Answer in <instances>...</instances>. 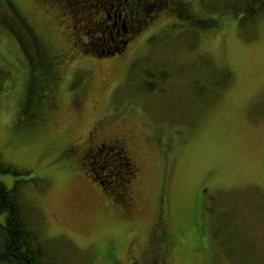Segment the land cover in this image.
<instances>
[{
  "label": "rangeland",
  "instance_id": "1",
  "mask_svg": "<svg viewBox=\"0 0 264 264\" xmlns=\"http://www.w3.org/2000/svg\"><path fill=\"white\" fill-rule=\"evenodd\" d=\"M8 1L60 63L61 80L54 91L60 108L47 110L58 119L47 117L29 134L23 133L21 113L32 83L21 49L3 30L10 21L7 16L1 19L0 11V63L12 74L6 70L11 80L0 83V155L4 162L28 172L24 179L33 183L26 184L23 192L38 208L43 236L70 247H58L62 264H110L105 251L117 255L119 264H129L123 252L128 240L134 233L142 237L157 217L165 234L181 242L171 252L169 264H229L209 236L211 214L207 210L217 193L250 195L242 204L243 214L237 211L239 236L244 238L245 228L260 233L262 225L257 223L264 216V18L253 30H243L225 7L207 10L206 5L216 0H181L197 17L215 23L214 28L205 29L192 25L190 18L174 17L178 9L169 11L171 3L167 10L160 7V0L146 4L139 0L148 16L155 10L157 15L129 40L126 56L122 54L119 66L108 75L110 60L105 58L109 56L97 61V55L83 53L77 42L87 44L88 39L81 34L73 44L71 26L83 28L90 40L87 45L96 51L118 46L131 8L132 18L140 19L138 11L129 9L130 0H94L86 2L85 8L83 0L60 2L71 11L73 22L56 5ZM96 8L111 21L104 34L96 32L94 37L90 30L96 27ZM85 16L88 20H80ZM131 60L157 75L164 71L161 80L158 76L153 80L155 89L144 91L139 79H127ZM138 72L146 80L145 71ZM197 82L200 96L207 98L194 95ZM219 87L223 91L214 95L212 90ZM95 127L98 131L92 132ZM120 131L130 138L127 156L136 166L129 183L135 198L133 216L113 202L107 189L101 190L88 179L78 156V149ZM118 152L100 151L90 154L88 161L99 175L97 158L110 159ZM0 180L9 188L14 181L6 175ZM252 221L257 223L250 226ZM148 236L147 232L143 239Z\"/></svg>",
  "mask_w": 264,
  "mask_h": 264
},
{
  "label": "trees",
  "instance_id": "2",
  "mask_svg": "<svg viewBox=\"0 0 264 264\" xmlns=\"http://www.w3.org/2000/svg\"><path fill=\"white\" fill-rule=\"evenodd\" d=\"M46 1H48L47 3L50 5H56L55 7L62 9L68 16H72L68 7L65 5V7H63V5L60 4V2H63L62 0ZM141 1L146 4L153 0ZM156 1L158 2V0H154L153 2ZM138 2L139 0H130V4L128 3L129 9L132 6L135 11H138L140 19L132 18L131 8V12L129 11L130 18L129 21H127V27H131V29L129 30L128 37L125 36L124 40L129 41L134 38L133 36L138 34L139 31L157 15V10H155V13L152 14L153 16H148L149 14L146 13L143 8L145 5H139ZM136 3L139 5V8H137L138 5H136ZM169 3H171L169 11L175 12V9H178L174 17L179 18L181 16L184 20L190 18L192 20L190 22L192 25L201 28L204 27L205 29L215 27L214 22L204 21L190 12L186 2L181 0H160L159 2L161 8L165 6L164 9L169 8ZM206 7L209 12L217 10L219 7H225V11L229 13L232 19L237 20L238 27L243 30H253L258 20L264 18V0H216L215 2L207 4ZM0 11H2L1 19L7 16L10 21L9 24L14 34L10 33L14 39L17 42L23 43L24 50L22 51L24 57L31 65L27 71V75L32 84L30 88L29 86L27 87L28 95L20 119V128L23 130V133L29 134V131L32 130L35 124L37 125L41 122L40 120L43 119L44 113L47 110L46 108L51 106V104L53 105V102H49L48 104V100L56 83L57 76L54 68H52L53 65H51L52 60L46 61L41 54V58L38 57V54L36 55V48L32 43L34 42L33 38L36 41V36L23 16H21L19 12L16 13L20 18L17 15H11L9 7L4 0H0ZM85 18L88 20L87 16L80 18V20H84ZM91 19L92 18L89 20ZM82 30L84 31L83 28ZM83 31L76 29L75 33L73 32L75 38L74 43L78 40L76 38L81 34L87 37V44L89 43V36ZM105 31L106 30H103L102 32L98 28L93 27L92 30H90V35L96 37V32L100 35L101 33L104 34ZM77 43H79V48H81V50L83 49V53L88 52L91 55H97L96 60H102L98 58L103 55V48L99 49L100 51H96L95 47L88 46L81 42ZM29 47L32 48V53H30ZM107 50L108 49L104 52L107 53ZM134 62L135 61H133L132 66L129 68L127 79H139L141 83H143L144 91H152L155 89L156 87L153 80L156 76L161 80L164 76V71L159 70L158 73H160V75H157L152 70H146V66L140 68L138 64ZM139 69L145 71L144 76L146 80H142L140 72H138ZM6 70L11 74L10 70L3 68L0 63V83L2 81L11 80L10 74ZM12 85H14V81H12V84L8 87L11 88ZM194 86L196 87L194 89V95L196 97L199 99L208 97L200 96V90H202V88L198 87V82L195 83ZM8 87L5 88V90L8 89ZM222 89L223 87H219L217 88L218 91H212L214 95H216L218 92H222ZM141 92L143 91L141 90L140 93ZM97 159H99V170L101 173L99 175L95 173L94 175L101 181L108 182L114 188L119 189L118 192H108V194L111 196L114 203L125 209L128 206V202L132 199L131 197L134 196L129 190V183L135 175L136 166L133 160L122 151L120 153L118 152L117 156L111 157L110 159ZM2 175L9 176L14 181L9 188L5 182L0 180V217L2 218V220H0V264H62L63 253L58 251V247L62 249L70 247L59 243L57 239H49L43 236V229L40 224L41 215L38 212V208L35 203L26 200L23 192L26 184L33 183L32 180L27 181L24 179V176L28 175V172L4 162L0 155V176ZM235 194L237 193L232 192L231 195L225 192L217 193L212 199L211 206L208 210L207 208L205 209L211 214V217L209 216L210 222L207 225L209 236L211 235L216 248L221 250L222 255L227 258L229 264H264V216L262 221L258 223L252 221L250 224V226L256 223L257 225H262L259 230L260 233L255 235L254 231L245 228L246 235L243 239H240L239 235H241V230L237 224V219L239 218L237 211L241 215L243 214L240 212L242 211V204L248 199L247 197L251 198V196L246 195L240 198L235 196ZM158 223V229L156 231L158 233H153L151 239L154 242L157 241L161 243L162 251L160 252V256L166 257L168 255L167 249L169 250L174 246L181 245V242L178 240L177 244V242L168 238L161 227L162 222L159 221Z\"/></svg>",
  "mask_w": 264,
  "mask_h": 264
},
{
  "label": "flooded vegetation",
  "instance_id": "3",
  "mask_svg": "<svg viewBox=\"0 0 264 264\" xmlns=\"http://www.w3.org/2000/svg\"><path fill=\"white\" fill-rule=\"evenodd\" d=\"M38 1L40 3L43 0H35V2H38ZM62 1H64V0H62ZM91 1H94V0H83V7L84 8L86 7V2H91ZM5 2L7 3L8 7H9V10H10L9 12L11 13V15H17V13H16L17 11L14 8L13 4L11 5L8 0H5ZM46 2H48V1H46ZM96 10L98 11V12L94 13V17H95V20H96V27L103 32V29H109V22L111 21V19H110L109 16H106V14H104V12L102 10L97 9V8H96ZM82 13H87V12H86V10H83ZM69 19H71V22H73L72 16H69ZM121 27H122L123 37H125V36L128 37L129 30L131 29V27L128 28L125 21H123V25ZM5 29L10 30L11 33L14 34V31H13V29L11 28V26L9 24H7V25L5 24ZM75 30H76L75 26L72 25L71 26L70 36L74 35ZM31 39H32V36H31ZM72 39L74 40V38H72ZM33 41L34 42L31 41L33 43V46L36 49L38 48L37 51L39 53L41 52V56L43 58H45L46 61L52 60L51 61V65H53L52 68H54L55 74L57 76V80H56V83H55V85H54V87H53V89L51 91V94L49 95V93H48V95L50 96V98L48 100V104H49V102H51V103L53 102V103H56V105L54 106V105L51 104L52 107L49 106L46 109L49 110V111H51V109L52 110L53 109L59 110L60 106H59L58 100L56 98V94L54 96V91L56 90V87L58 86L57 83H60V80H61V77L58 79V76L60 75V73L58 71V67L60 66V63L56 62L55 53H51V52L47 51V49H45L44 46L41 43H39V40L37 39V37H36V41H35L34 38H33ZM128 42H129L128 40H124L123 39V40L120 41L119 46H115V47H113L111 49H108L107 53L104 52L105 50H102V54L103 55L101 57H105V56L108 55L109 57L105 58V59L110 60V62H108L106 64V67L109 70L108 71L109 72L108 75L113 73L116 70V68L119 66L117 64L120 62V57L122 56V54H124L125 48L127 47ZM16 43H17L19 48L21 47L20 49H21V52L23 53V51H22V50H24L23 43L17 42V41H16ZM66 44L68 46H70L69 42H67V41H66ZM73 44H75V43H73ZM64 52L65 51H62L61 53H64ZM23 55H24V53H23ZM125 56H126V54H124V57ZM98 59H104V58H98ZM24 60L27 62L25 57H24ZM62 61H64V60H62ZM132 62H133V60L129 61L127 70H129ZM30 66H31L30 63H28L27 68H25L26 71L29 70ZM108 75H107V77H108ZM28 82H29V80L27 79L25 81V89L28 86ZM96 85L98 86L97 89H99L100 86L98 84H96ZM83 88H85V86ZM81 90H79L77 92H80ZM76 100H77V98H76ZM47 110H46V112L44 113V116H43L44 120L47 117L48 118H52V119H58L57 116L54 115L53 111L51 113V112H49ZM91 131L92 132L98 131V129H97V127H95ZM102 133H105V132H102ZM103 136H104V138L105 137L106 138L103 139L101 142L95 143L96 141H98V140H95V141H92L90 143L91 144L90 147L87 145V149H78V154H79L78 156H80V159L84 161L83 163L81 162V164H82L83 169H84V171L86 173V176L88 177V179L90 181H92L95 185H97V187L100 188L101 190L107 189L106 193H108V192L110 193V192H114V191L118 192L119 191L118 188H114L108 182H105L103 180L101 181L98 177H96L94 175L95 171L92 169L91 164H90V162L88 160H89L90 154H96V153L99 154L100 151L102 152L104 150L108 151L110 153L114 152L115 150L122 151L123 153H125L127 155V153L129 152L130 138H129L128 135H126L122 131L116 133L113 136H107V134L103 135ZM72 151H73V148H71L68 152H72ZM131 198L132 199L128 202V206L125 208V211L128 214L127 216H130V215L133 216L134 213H135V198H134V196H132ZM159 220H160V218L157 217V219L155 220V224H153V227L151 225L149 230L147 229L145 234L142 237L136 236V234L134 233V235L128 240L127 245L123 249V252H124V254L128 255L127 260L129 261V264H169L168 259L172 255L171 252L172 251L175 252L177 246H174V244H173L174 247H172V249H169V250L167 249L168 255L166 257H161L160 256V252L162 251L161 243H159L157 241L154 242L151 239L152 238L151 235L153 233H155L157 231V229H158L156 227V225L159 222ZM147 232L149 233V236L146 237L145 239H143V237L147 234ZM156 233H158V232H156ZM167 237L170 238L172 241H174L168 235H167ZM105 253L107 254L106 256L111 260L110 264H119L117 255L114 256V255L110 254L109 251H105Z\"/></svg>",
  "mask_w": 264,
  "mask_h": 264
},
{
  "label": "bare ground",
  "instance_id": "4",
  "mask_svg": "<svg viewBox=\"0 0 264 264\" xmlns=\"http://www.w3.org/2000/svg\"><path fill=\"white\" fill-rule=\"evenodd\" d=\"M104 76H107V74H104ZM96 82H98V81H96Z\"/></svg>",
  "mask_w": 264,
  "mask_h": 264
}]
</instances>
